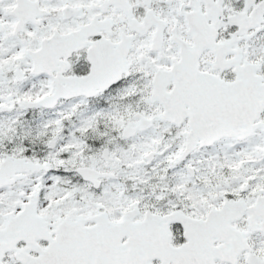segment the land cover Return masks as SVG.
Returning a JSON list of instances; mask_svg holds the SVG:
<instances>
[{
	"label": "snow or ice",
	"instance_id": "obj_1",
	"mask_svg": "<svg viewBox=\"0 0 264 264\" xmlns=\"http://www.w3.org/2000/svg\"><path fill=\"white\" fill-rule=\"evenodd\" d=\"M0 264H264V0H0Z\"/></svg>",
	"mask_w": 264,
	"mask_h": 264
}]
</instances>
